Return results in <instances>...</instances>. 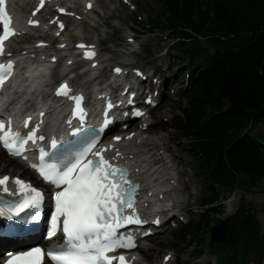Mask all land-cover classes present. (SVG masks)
<instances>
[{
	"label": "snow or ice",
	"instance_id": "obj_1",
	"mask_svg": "<svg viewBox=\"0 0 264 264\" xmlns=\"http://www.w3.org/2000/svg\"><path fill=\"white\" fill-rule=\"evenodd\" d=\"M43 4L44 0H40V6ZM28 23L35 25L38 21L29 19ZM0 24H2L0 55H3L4 42L18 34L10 26L11 17L5 9V0H0ZM63 27L64 25L61 24V28ZM84 55L94 57L95 52L86 51ZM52 59L56 58L52 57ZM15 63L11 59L0 62V88H3L13 76ZM114 71L120 73L122 69L117 67ZM48 72L47 67L33 66L27 75L34 81L33 87H36L41 83L40 77L46 76ZM70 92L67 82L60 83L55 89L56 95L66 96L74 102L72 117H79L80 123L84 125L87 116L82 106L84 97L82 94L72 96ZM8 99V97L0 98V103L7 104ZM106 101L104 119L99 130L88 125L72 127V119L69 118L66 121L71 129L69 137L53 136L49 139L38 133L44 123L46 106L39 110L37 113L39 118L31 127L29 125L33 117L31 115L25 117L23 120L25 131L14 130L11 117L8 118L7 123L0 120V145L11 156L27 159L23 153L28 150L27 145L30 142L36 145L37 141L48 140L47 149L39 147V162H30L29 166L35 169L45 182L58 189L54 193L55 210L51 213L50 221L45 225L47 237H54L58 231L63 233V241L60 244L48 249L35 246L9 253L4 264H42L45 256L50 258L53 264H114L115 261H118V264H130L124 254L118 256L111 254L119 248L135 247V236L131 232H118V229L128 224H142L146 221L140 219L135 208L139 183L129 178L127 167L114 164L102 155L105 147H113L111 144L96 148L100 134L114 119L108 115V110L114 106L107 97ZM128 102L132 103L131 97ZM147 102L154 103L151 97ZM142 114L135 108L131 112L133 116ZM133 135L134 133H130L129 138ZM113 139L119 141L122 137L115 136ZM121 155L116 150L112 159ZM9 179L7 175L0 177V193H10L15 197L13 200L0 203V217L5 221L0 224V235L19 239L22 234L31 235L41 228L39 222L44 195L40 189L19 177L12 178L16 187L11 191L7 186ZM126 209H131V212L125 214ZM22 213L24 215H21ZM155 223L159 224V219ZM141 234L147 235V233Z\"/></svg>",
	"mask_w": 264,
	"mask_h": 264
},
{
	"label": "trees",
	"instance_id": "obj_2",
	"mask_svg": "<svg viewBox=\"0 0 264 264\" xmlns=\"http://www.w3.org/2000/svg\"><path fill=\"white\" fill-rule=\"evenodd\" d=\"M158 2L174 33L187 37L178 46L199 69L198 80L187 91L185 125L179 121L176 127L184 129L202 166L206 208L198 221L176 233L177 243L183 245L188 235L189 242H199L196 237L204 225L222 211L216 200L218 186L229 183L248 189L264 178V138L246 133L248 124L264 123V0ZM195 34L206 37L208 46ZM213 200L216 205H209ZM241 214L245 219L240 225L231 219L230 232L218 250L220 264H243L263 251L262 246L242 247L254 229L248 228L250 217L244 208Z\"/></svg>",
	"mask_w": 264,
	"mask_h": 264
},
{
	"label": "rangeland",
	"instance_id": "obj_3",
	"mask_svg": "<svg viewBox=\"0 0 264 264\" xmlns=\"http://www.w3.org/2000/svg\"><path fill=\"white\" fill-rule=\"evenodd\" d=\"M135 2H137L139 9L145 12H149L152 9H156L158 6L157 0H135ZM109 13L112 14L109 17V22H112L113 19L118 18L119 23L117 25H113L114 22H112V28H108L109 32L107 35V40L102 43L101 48L104 49L106 56H109V58L116 61L131 59L136 61L138 65H141L145 68H152L155 73H160V65H163L168 60V55L172 53V51H169L168 55H166L165 57H162L160 55V49L162 47L167 46V42L164 37L161 36L159 38H156L153 36V34H138L136 39L137 42L141 43V48L139 49V51L132 55L126 54L124 50L128 49L121 46L122 38L120 34H122L123 29L128 26L132 29L138 30L139 32V29L142 27V24H135L132 20L133 17L129 15L125 9L118 8L114 11L108 10L106 15H109ZM142 32H145V29H143ZM128 47L130 46L128 45ZM175 77L176 79H178V74H176ZM167 94L168 93L164 94V98L161 103V107L164 110H168L171 112L178 106V103H180L179 107L181 106V104L184 103L183 100H181L178 92L177 94L173 95ZM157 114H160V112H158ZM165 127L168 126L164 125V127L162 128ZM156 130L162 131L161 133H159L163 137L161 139V142L163 144H166L169 147V150L178 154V156L176 157V161L180 167V170H183L184 168H186L187 170L188 175H186V179L184 182L191 185H187L188 187L186 188L185 192L181 195V199H187V202L190 204V218H194V216L197 215L196 212L198 207H195V204H198L200 202L199 188L202 184L201 177L199 176L198 166L192 160L189 150L185 148L184 143L181 142V137H179V134L175 130H164L161 129V127H156ZM262 130V127H259L257 131L261 132ZM256 136L259 137L260 133H256ZM150 143V141L147 142V144ZM8 171L9 169H2L0 167V173ZM10 173H14V171H10ZM187 177H190V180ZM247 196L248 198H251L254 201L255 206L257 208H260V206L264 202V194H261L260 192H256L253 195ZM221 216L222 215L214 216V223L218 222ZM257 217L261 220L262 225H264V213L258 210ZM171 232L172 230L169 229L165 233L158 235L152 240L142 244L143 248L140 251L142 253L141 264H159V259L161 258V255L167 250L172 249L171 245H169L172 239ZM190 250L191 246L187 247L184 252L176 251V258L170 264H179L181 260H185Z\"/></svg>",
	"mask_w": 264,
	"mask_h": 264
},
{
	"label": "bare ground",
	"instance_id": "obj_4",
	"mask_svg": "<svg viewBox=\"0 0 264 264\" xmlns=\"http://www.w3.org/2000/svg\"><path fill=\"white\" fill-rule=\"evenodd\" d=\"M34 83V81L32 80ZM61 113V110L52 109V117L54 120H57ZM153 148L149 149H139V148H130L129 153L135 154L138 157L140 164L143 166L144 174L143 178L149 184L160 188L162 185L161 180L169 172L168 163L164 158H161L160 155L152 151ZM0 167L6 169V167H20L24 172L31 174L23 166L19 165L18 162L10 157H7L2 149H0ZM235 206V195H232L227 202V207L225 215L231 214Z\"/></svg>",
	"mask_w": 264,
	"mask_h": 264
},
{
	"label": "water",
	"instance_id": "obj_5",
	"mask_svg": "<svg viewBox=\"0 0 264 264\" xmlns=\"http://www.w3.org/2000/svg\"><path fill=\"white\" fill-rule=\"evenodd\" d=\"M227 229V219H224L222 222L218 223L213 229H212V239L216 243L222 242L225 232Z\"/></svg>",
	"mask_w": 264,
	"mask_h": 264
}]
</instances>
